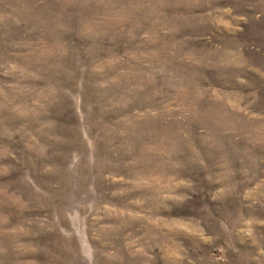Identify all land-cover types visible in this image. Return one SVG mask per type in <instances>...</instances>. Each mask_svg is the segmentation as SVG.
I'll list each match as a JSON object with an SVG mask.
<instances>
[{"label": "rangeland", "instance_id": "rangeland-1", "mask_svg": "<svg viewBox=\"0 0 264 264\" xmlns=\"http://www.w3.org/2000/svg\"><path fill=\"white\" fill-rule=\"evenodd\" d=\"M0 264H264V0H0Z\"/></svg>", "mask_w": 264, "mask_h": 264}]
</instances>
